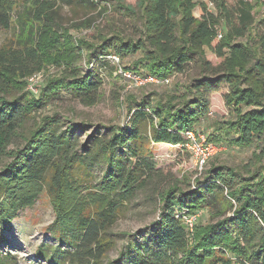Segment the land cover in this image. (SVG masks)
Masks as SVG:
<instances>
[{
	"label": "trees",
	"instance_id": "trees-1",
	"mask_svg": "<svg viewBox=\"0 0 264 264\" xmlns=\"http://www.w3.org/2000/svg\"><path fill=\"white\" fill-rule=\"evenodd\" d=\"M22 1L23 11L14 20L16 2L0 0V32L14 22L22 27L20 44L0 52V92L8 94L9 85L4 88L2 82H20L26 88V79L50 65L62 67L63 73L48 78L36 100L19 106L16 101L3 103L0 108V164L2 157L11 159L0 168V245L6 244L4 232L20 212L33 207L48 188L55 221L47 231L59 240L60 251L67 245L88 264L100 261L111 249L102 230L115 223L122 204L158 178L150 144L180 147L184 132L197 128L196 123L209 114L208 92L224 83L229 89L225 105L234 116L227 122L230 144L243 148L258 143L259 152L253 153V162L240 168L211 163L195 189L175 184L155 192L160 215L153 224L154 233L165 248L163 258L168 264H264V19L257 22L254 5L239 0L233 10L227 0H212L218 12L214 15L199 0H137L142 22L139 37H102L100 44H93L86 40L75 43L68 36V29L58 24L54 0ZM109 1L124 13L136 15L125 0ZM196 8L200 18L194 16ZM222 22L225 34L214 43ZM79 26L88 28L90 24L72 27ZM205 47L222 60L219 66L207 60ZM137 53L141 54L137 66L143 65L158 78L184 75L192 63L199 66L201 76L193 79L187 92L165 100L153 95L128 97L124 130L113 132L108 139L96 138L93 147L88 143L78 146L74 127L62 131V120L54 114L42 118L23 137L21 148L8 150L23 127L21 118L34 108L57 99L64 88L85 106H95L102 98L97 70L111 67L106 57L121 59ZM84 58L88 70L81 72L79 63ZM111 69L117 74L116 66ZM82 150L92 157L82 155ZM98 157L106 163L100 185L78 183L75 170L87 168L89 160ZM216 205L217 217L223 219L205 226L196 223L193 233L187 229L184 215ZM227 211L231 216H224ZM123 255L112 264H124ZM36 256L46 257L41 248ZM138 264L151 263L143 260Z\"/></svg>",
	"mask_w": 264,
	"mask_h": 264
},
{
	"label": "rangeland",
	"instance_id": "rangeland-1",
	"mask_svg": "<svg viewBox=\"0 0 264 264\" xmlns=\"http://www.w3.org/2000/svg\"><path fill=\"white\" fill-rule=\"evenodd\" d=\"M14 1L17 5L14 20H17L23 11V1ZM54 1L58 11V24L64 29H68L67 34L73 38L75 43L78 40H86L93 44H100L102 37L108 39L121 37L125 40H134L139 37L142 22L139 19L137 0H125L127 4L133 6L136 12L135 16L119 10L115 2L109 0H90L96 4L95 6L80 0ZM199 1L207 3L211 13L218 14L215 1ZM238 1L227 0L233 10H236ZM249 2L254 5L253 13L257 22L264 19V0H249ZM194 16L200 18L201 13L198 8L195 9ZM83 22H88L90 27H72L74 24ZM15 23L10 29L0 32V52L15 49L20 44L22 27L21 25L16 26ZM225 30L226 25L222 22L217 27V33L223 37ZM62 39L65 45L69 43L63 37ZM221 39L216 36L214 43ZM243 41L238 40V42ZM205 52L207 60L213 66L221 64L222 60L208 47H205ZM140 57V53L127 55L120 59L122 63L120 65L142 75L149 74L143 65L137 66ZM79 67L82 68L81 72L88 70L85 58L80 61ZM111 67L97 70L102 79V98L99 103L95 106H85L79 100L74 99L70 90L64 88L57 99L49 100L47 104L34 108L26 118H21L23 127L18 136L13 139V144L8 150L21 148L24 144L23 137L27 136L42 118L54 114H58L62 120V131L74 127L73 138L79 144L78 146L88 143L89 147H93L96 138L108 139L113 132L124 130V125L129 118L128 97L141 99L144 96L153 95L154 98L165 100V97L169 95L184 94L193 79L201 76L199 66L192 63L186 74L170 76L169 86L149 84L142 88L134 86L129 88V82L127 83L125 78L118 76ZM61 68L54 65L47 66L40 73L26 79V88L20 82L14 85L8 81V83L2 82V87L5 88L6 85L9 87H6L8 94L0 92V108H4L3 103L9 104L16 101L19 106L21 103L27 104L36 100L48 78L62 75L63 69ZM228 91L229 89L224 83H220L219 86L209 91L207 94L210 106L209 114L196 123V127L204 130L208 137L210 136L211 139L214 137L211 143L219 146L222 151L212 158L205 168L200 169L196 165L193 155L187 150L168 144H150L152 160L156 171L159 172L158 178L148 182L144 190L137 192L130 201L120 206L115 223L107 225L101 232V235L110 242L111 249L100 261H90L89 264H112L120 256V253L124 254L121 257L124 264H138L143 260H147L151 264H168L166 258H163L165 248L154 233L153 224L160 215L159 200L155 197V192L164 191L175 184L185 190L200 187L199 183L204 180V170L208 169L213 162L237 168L253 162V153L256 150L259 152L258 143L250 147H234L229 142L230 135L226 134L227 122L234 118L225 105L224 97ZM91 137L95 138L89 140L88 138ZM145 142L143 141L144 144ZM78 148L81 150L80 147ZM81 154L88 156L89 152L82 150ZM10 161V158L2 157L0 168ZM134 161L136 159H133ZM105 170L106 163L98 157L96 160H89L87 168H77L74 173L78 183L97 187L103 181ZM52 201L53 195L46 188L33 207L20 212L18 219L13 221L10 228L4 232L7 242L0 245V264H88L86 260H80L73 254L74 247L62 245L60 251L59 240L47 231L55 221ZM218 210L219 206L217 207V205L204 207L197 212L196 216H199L197 224L205 226L223 219L222 216L217 217ZM231 214L227 211L224 216H231ZM40 248L46 257L36 256Z\"/></svg>",
	"mask_w": 264,
	"mask_h": 264
},
{
	"label": "built area",
	"instance_id": "built-area-1",
	"mask_svg": "<svg viewBox=\"0 0 264 264\" xmlns=\"http://www.w3.org/2000/svg\"><path fill=\"white\" fill-rule=\"evenodd\" d=\"M217 37L221 39L222 35L217 33ZM106 58L113 66H116L117 75L125 78L127 83L129 82V88L132 86L142 88L148 86L149 84H164L167 86L171 83L169 78L162 79L154 75H142L140 73L126 70L120 65V58L116 55H109ZM184 139L185 142L180 146V148L187 150L193 155L195 163L200 169L205 168L208 162L222 151L219 146L211 143L208 134L204 130H200L198 128H191L184 132ZM196 215L198 214L194 213L183 216V221L190 232L199 219V216L197 217Z\"/></svg>",
	"mask_w": 264,
	"mask_h": 264
}]
</instances>
